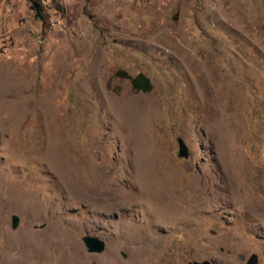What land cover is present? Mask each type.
I'll return each mask as SVG.
<instances>
[{
  "label": "rangeland",
  "instance_id": "rangeland-1",
  "mask_svg": "<svg viewBox=\"0 0 264 264\" xmlns=\"http://www.w3.org/2000/svg\"><path fill=\"white\" fill-rule=\"evenodd\" d=\"M36 1L0 0V264H264V0Z\"/></svg>",
  "mask_w": 264,
  "mask_h": 264
},
{
  "label": "bare ground",
  "instance_id": "bare-ground-1",
  "mask_svg": "<svg viewBox=\"0 0 264 264\" xmlns=\"http://www.w3.org/2000/svg\"><path fill=\"white\" fill-rule=\"evenodd\" d=\"M212 82V81H211ZM223 99H224V97H223ZM222 99V100H223ZM216 101V100H215ZM215 103V102H214ZM214 103H213V106H214ZM225 104V103H224ZM213 109L215 110V113H216V116H218L219 114H221V113H224V112H226L227 111V108H225V107H223V108H220V107H218V105L216 104V106H214L213 107ZM144 135V134H143ZM141 140L143 141V143L144 144H147V141H146V137H143V138H141ZM143 163V165L146 167L148 164H147V162H142ZM231 170L233 169L232 167L230 168ZM235 171H237V170H235ZM234 172V171H233ZM232 172V173H233ZM235 173V172H234ZM237 177V176H236ZM239 178H241V177H239ZM138 180H141L142 182H144V187L146 188V189H149V186L147 185V176H140V178H138ZM238 180V179H237ZM232 181V180H231ZM238 183V182H237ZM234 184V183H233ZM233 186V185H232ZM242 187H244V186H242ZM245 188V187H244ZM152 189V188H151ZM150 189V190H151ZM145 190V189H144ZM149 190V191H150ZM148 191V190H147ZM157 191V190H156ZM198 192H199V190H197ZM233 192H235L234 190H233ZM206 193V192H205ZM237 193H238V191H237ZM145 194V193H144ZM146 195V194H145ZM148 195V194H147ZM138 211V210H137ZM125 226V225H124ZM143 234V233H142ZM123 235V234H122ZM145 235V234H144ZM143 235V236H144ZM146 236V235H145ZM65 238V237H64ZM46 240V239H45ZM67 240V239H66ZM155 241V240H154ZM65 242V241H64ZM63 242V243H64ZM52 241H43V242H39V243H37V244H33V243H28L27 244V247L29 248V250L30 249H32V251L35 253H41L40 255H42V257L40 258V263L41 264H81V261H80V258L79 257H77V258H74V259H69V258H67V257H62V261L60 262V263H56L55 261H53V259L50 257V252H52V251H50V249H51V246H52ZM68 245V244H67ZM66 247V246H65ZM63 248V247H62ZM73 248V247H72ZM28 250V251H29ZM150 251H151V249H150ZM30 252V251H29ZM53 252H54V250H53ZM52 252V253H53ZM70 252V251H69ZM61 253H62V250H61ZM27 255V254H26ZM30 255V254H29ZM39 255V256H40ZM38 256V255H37ZM37 261V260H36ZM35 262V261H34ZM109 264H110V262H109Z\"/></svg>",
  "mask_w": 264,
  "mask_h": 264
},
{
  "label": "water",
  "instance_id": "water-1",
  "mask_svg": "<svg viewBox=\"0 0 264 264\" xmlns=\"http://www.w3.org/2000/svg\"><path fill=\"white\" fill-rule=\"evenodd\" d=\"M179 144H180V152H179L180 156L182 158L188 159L190 157V150L189 147L187 146L188 144H186L182 138L179 139ZM19 223H20L19 217L14 216L13 225H12L13 229L18 228ZM84 242L87 248L89 249V252L91 253H103L105 251L106 244L103 240H101L98 237L86 236L84 238ZM204 264H209V263H204Z\"/></svg>",
  "mask_w": 264,
  "mask_h": 264
},
{
  "label": "trees",
  "instance_id": "trees-1",
  "mask_svg": "<svg viewBox=\"0 0 264 264\" xmlns=\"http://www.w3.org/2000/svg\"><path fill=\"white\" fill-rule=\"evenodd\" d=\"M34 9L37 11V14H40V5L39 3L36 1V0H29ZM130 80L133 84V88L136 90V91H143V92H149L152 90V82L150 80L149 77H147L145 74H138L137 76L135 77H131L130 76Z\"/></svg>",
  "mask_w": 264,
  "mask_h": 264
},
{
  "label": "flooded vegetation",
  "instance_id": "flooded-vegetation-1",
  "mask_svg": "<svg viewBox=\"0 0 264 264\" xmlns=\"http://www.w3.org/2000/svg\"><path fill=\"white\" fill-rule=\"evenodd\" d=\"M238 258L242 264H255V263L260 264L259 256L256 253H251L249 257H248V254L241 253L238 255ZM204 261H209V262H206L209 264H215V261L211 259L204 260ZM198 262H199L198 260H195L194 263L190 262L189 264H197Z\"/></svg>",
  "mask_w": 264,
  "mask_h": 264
}]
</instances>
